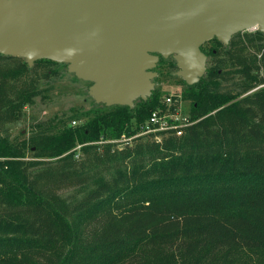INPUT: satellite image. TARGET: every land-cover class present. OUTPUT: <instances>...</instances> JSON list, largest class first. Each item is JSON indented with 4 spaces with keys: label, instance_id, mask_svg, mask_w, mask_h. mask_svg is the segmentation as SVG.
I'll return each mask as SVG.
<instances>
[{
    "label": "trees",
    "instance_id": "1",
    "mask_svg": "<svg viewBox=\"0 0 264 264\" xmlns=\"http://www.w3.org/2000/svg\"><path fill=\"white\" fill-rule=\"evenodd\" d=\"M239 38L228 66L215 48L199 82L182 78L198 119L183 134L120 144L161 92L10 135L38 82L18 85L33 68L0 53V264H264V33Z\"/></svg>",
    "mask_w": 264,
    "mask_h": 264
},
{
    "label": "water",
    "instance_id": "2",
    "mask_svg": "<svg viewBox=\"0 0 264 264\" xmlns=\"http://www.w3.org/2000/svg\"><path fill=\"white\" fill-rule=\"evenodd\" d=\"M264 33V0H0V53L65 63L106 106L146 100L160 57L192 85L207 69L201 45Z\"/></svg>",
    "mask_w": 264,
    "mask_h": 264
},
{
    "label": "rangeland",
    "instance_id": "3",
    "mask_svg": "<svg viewBox=\"0 0 264 264\" xmlns=\"http://www.w3.org/2000/svg\"><path fill=\"white\" fill-rule=\"evenodd\" d=\"M254 30L255 29L241 31L232 41L238 43L240 39L239 36ZM229 45L214 41L206 46L208 49L202 47L204 52L209 54L207 57V69L210 66L209 60L211 58V50L218 48V57L221 58L220 56H222L226 46L228 47ZM229 51L232 53L234 50L229 48ZM18 60L21 62L22 58ZM223 60L228 66L229 57L226 56ZM0 61L8 62L7 59ZM172 61L173 58L169 56L168 58H164V61L161 59L158 62L156 68L157 75L155 79H153L155 81V88L152 92H161L160 97L162 98V102H165L168 95H173L174 100L182 106L179 110L189 114L191 117V100L184 94L186 84L182 81L183 79L176 74L178 66L176 65L175 67ZM31 67L33 70L29 72L28 76L26 74L23 75L21 79L17 81V84L21 85L22 82L28 83L30 82L29 76L30 78L34 77L38 82L39 93L34 96V101L32 103L25 106L23 109V116L20 119L5 123L6 129L10 135L20 134L22 135L21 137H26L28 139L38 124H40V128H44L45 132H53L56 125L68 118H71V122L68 124H75L73 120H76V124H80L86 120V115L91 114V112L99 108V103H96L93 97L88 93V86L90 83L69 72L65 63L45 62L36 66L33 64ZM46 70L49 77L44 76V71ZM259 71V74L264 78V66H261ZM236 76L238 75L236 74ZM166 108L167 107H163L161 109L166 110ZM191 118L194 122L198 120L193 117ZM57 127L58 129L60 128L59 126ZM145 139L146 137L143 136V140ZM136 142H138V140H133L131 143L135 144ZM27 155H31V153L28 151Z\"/></svg>",
    "mask_w": 264,
    "mask_h": 264
},
{
    "label": "built area",
    "instance_id": "4",
    "mask_svg": "<svg viewBox=\"0 0 264 264\" xmlns=\"http://www.w3.org/2000/svg\"><path fill=\"white\" fill-rule=\"evenodd\" d=\"M165 102L167 105L166 110L161 108L154 110L142 132L131 137L123 136L120 139L115 140V142L119 144L128 142L135 137L145 134H154L155 138H160L161 135L168 133H175L176 135L183 134L185 128L194 121L189 114L179 110L182 106L174 100L173 95H168ZM73 123H75V121H73Z\"/></svg>",
    "mask_w": 264,
    "mask_h": 264
},
{
    "label": "flooded vegetation",
    "instance_id": "5",
    "mask_svg": "<svg viewBox=\"0 0 264 264\" xmlns=\"http://www.w3.org/2000/svg\"><path fill=\"white\" fill-rule=\"evenodd\" d=\"M238 34H239V32H237V33H235V34H233L232 36H231V38L229 39V42L228 43H224L222 40H219L218 38H216V37H213V38H211V39H209V40H207L206 42H204L202 45H201V49L203 50V48L202 47H204L205 49H208L206 46H208L209 44H211V42H222V43H224L225 45H229L231 42H232V39H234V38H236L237 36H238ZM228 47L226 46V48H225V51H223V54H222V56H220L222 59H224L226 56H227V54H228V50H229V48L227 49ZM204 51V50H203ZM214 53H216L217 52V50L214 48L213 50H212ZM172 57V56H171ZM161 58H163V57H160V59H159V61L161 60ZM168 58V57H167ZM173 58V57H172ZM174 59V58H173ZM158 61V62H159ZM158 62H157V64H158ZM176 62V61H175ZM156 68H157V65H156V67H154L153 68V70L154 71H156L157 72V70H156ZM207 70V69H206ZM156 77V76H155ZM155 77L153 78V79H155ZM152 79V80H153ZM154 81V80H153ZM155 82V81H154ZM90 83V82H89Z\"/></svg>",
    "mask_w": 264,
    "mask_h": 264
}]
</instances>
